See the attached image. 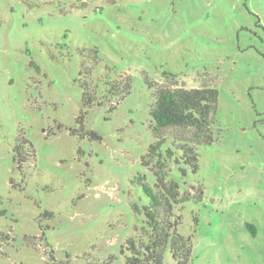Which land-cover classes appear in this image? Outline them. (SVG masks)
Here are the masks:
<instances>
[{
	"label": "rangeland",
	"instance_id": "rangeland-1",
	"mask_svg": "<svg viewBox=\"0 0 264 264\" xmlns=\"http://www.w3.org/2000/svg\"><path fill=\"white\" fill-rule=\"evenodd\" d=\"M118 74L131 78L122 100L106 91ZM148 82L218 91L219 131L179 183L189 264H264V0H0V264H52L51 251L55 264H126L143 226L132 206L147 202L135 179L152 181ZM83 87L96 102L82 129L100 141L70 134ZM19 131L35 151L23 172Z\"/></svg>",
	"mask_w": 264,
	"mask_h": 264
},
{
	"label": "trees",
	"instance_id": "trees-1",
	"mask_svg": "<svg viewBox=\"0 0 264 264\" xmlns=\"http://www.w3.org/2000/svg\"><path fill=\"white\" fill-rule=\"evenodd\" d=\"M84 52V51H83ZM93 63L98 62L97 50L93 51ZM31 66L38 67L34 62ZM90 75V69L85 71ZM164 76L174 77L168 72ZM107 85V95L122 100L130 93L131 78L125 74H118ZM151 89L153 102L150 105L149 115L153 121L151 128L154 142L148 147L147 153L141 158V163L152 178L148 182L146 176L136 178L141 187L146 204L133 205L135 213L143 216V226L135 230V234L125 242L126 264H164V255L169 251L175 264H189L192 261V239L178 233L181 217L178 207L188 200L180 194V180L188 174H195L198 170V155L196 149L200 145H211L219 131L216 118L218 91L211 87L203 88H166L155 87L147 83ZM96 102L95 94L83 87L81 110L76 123L80 130H70V134L78 135L80 139L89 138L100 141L101 137L93 131L85 132L82 129L87 110ZM114 105L110 104V111ZM173 128L180 132L176 138H161L160 132ZM12 161L19 172L24 166L34 167L35 151L32 144L19 131L12 149ZM202 194V192H200ZM4 213L0 211V216ZM53 213L44 212L42 218H51ZM252 237L256 236L253 224H246ZM42 233L38 237L44 238ZM8 240V236L0 233V238ZM52 264H55L53 252L49 253ZM57 264H61L60 262Z\"/></svg>",
	"mask_w": 264,
	"mask_h": 264
}]
</instances>
